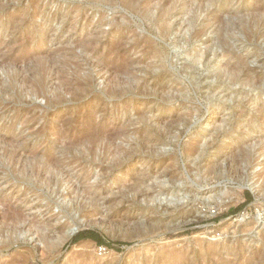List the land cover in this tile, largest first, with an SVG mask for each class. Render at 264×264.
<instances>
[{"label":"rangeland","instance_id":"rangeland-1","mask_svg":"<svg viewBox=\"0 0 264 264\" xmlns=\"http://www.w3.org/2000/svg\"><path fill=\"white\" fill-rule=\"evenodd\" d=\"M0 64V264H264V0H0Z\"/></svg>","mask_w":264,"mask_h":264},{"label":"bare ground","instance_id":"bare-ground-1","mask_svg":"<svg viewBox=\"0 0 264 264\" xmlns=\"http://www.w3.org/2000/svg\"><path fill=\"white\" fill-rule=\"evenodd\" d=\"M96 1H99V0H96ZM108 2V1H107ZM97 3V2H96ZM102 3V2H101ZM129 4V3H128ZM127 4V5H128ZM137 8V7H136ZM135 8V9H136ZM256 8V7H255ZM37 9L38 8H34L33 9V11L31 12V13H33L34 14V12H36L37 11ZM16 11V10H15ZM25 20V19H24ZM24 20H21V22H23ZM28 21V20H27ZM26 22V21H25ZM23 24V23H22ZM13 28H15V27H13ZM165 29V28H164ZM20 30V29H19ZM165 31V30H164ZM99 35H100V33H99ZM93 44V43H92ZM6 57H2V62H4V61H6ZM42 61V60H41ZM231 61V60H230ZM243 61V60H242ZM26 63V62H25ZM242 63V62H241ZM246 63V62H245ZM244 63V64H245ZM13 64V63H12ZM226 64V66L229 68V70H230V76H229V78L231 79V81H235V80H239V79H241L242 81L244 80V81H246L248 84H250V85H253V86H256V81H257V77L255 76V75H252V74H250L249 73V68H247L245 71H243V70H238V68H239V62L238 63H231V62H227V63H225ZM244 64H243V67H244ZM1 65V64H0ZM3 66V65H2ZM5 66V65H4ZM14 66H15V63H14ZM18 66V65H17ZM242 66V65H241ZM225 67V66H224ZM5 69V68H4ZM55 71H56V69H55ZM56 76V75H55ZM228 78V79H229ZM1 81V80H0ZM21 83V82H20ZM2 85V84H1ZM27 85V84H26ZM111 85V84H110ZM121 85V84H120ZM122 87H123V85H121ZM128 86H130V85H128ZM136 87V86H135ZM134 87V88H135ZM126 88H127V86H126ZM140 88V87H139ZM29 89V88H28ZM122 89V88H121ZM117 90V89H116ZM115 90V91H116ZM2 91V90H1ZM114 91V92H115ZM138 91V90H137ZM134 92V91H133ZM30 93H32V92H30ZM64 93V92H63ZM102 93V92H101ZM107 93V92H106ZM122 93V92H121ZM33 94V93H32ZM16 98V97H15ZM75 98V97H74ZM14 103H16V102H14ZM260 112H263L262 110H259ZM215 126V125H214ZM85 136V135H84ZM2 140H4V137H1V139H0V143H2L1 141ZM8 140V139H7ZM10 141V140H9ZM14 142V141H13ZM4 148V151L5 150H7V147H3ZM25 149H26V147H24V146H14V147H12L11 149H9L8 151H9V153L7 154L8 155V158L6 159L7 161H8V163H10L14 168L13 169H16V166H19V160H18V157H17V155H19V153H25ZM30 150V149H29ZM28 151V150H27ZM30 152V151H29ZM32 154V156H34L33 155V153H31ZM119 154V153H118ZM4 155H6V154H4ZM31 156V155H30ZM32 156H31V159H32ZM36 156V155H35ZM99 156H101V155H99ZM112 156V155H111ZM20 157V156H19ZM27 157H29V156H27ZM37 159H38V157H37ZM102 159V158H101ZM100 159V160H101ZM107 159V158H106ZM5 160V161H6ZM30 160V159H29ZM36 160V159H35ZM54 160V159H53ZM55 161V160H54ZM22 162V161H21ZM48 162H52V161H48ZM48 162H45L46 164H48ZM42 163V162H41ZM23 164V163H22ZM50 164H53V163H50ZM25 165V164H24ZM35 166H37V168H38V164H37V162H35V164H34ZM34 165L32 166V169L34 168ZM21 166V165H20ZM25 166H27V165H25ZM42 166V165H41ZM54 166H55V164H54ZM40 167V166H39ZM36 168V169H37ZM55 168V167H54ZM59 168V167H58ZM207 168H209V167H207ZM56 169V168H55ZM26 170V169H25ZM33 170H35V169H33ZM59 170V169H58ZM16 171H18V173L20 174V175H22V176H24L25 175V172H24V170L23 169H19L18 168V170H16ZM26 171H28V170H26ZM61 171V170H60ZM33 173H34V171H32ZM33 173H29V174H33ZM62 173H64V172H62ZM66 174V173H65ZM28 174H26V176H27ZM29 176V175H28ZM49 175H47V177H48ZM135 176V175H134ZM142 176V175H141ZM259 176V175H258ZM32 177H34V176H32ZM49 177H51V176H49ZM41 178V177H40ZM136 178V177H135ZM33 179H35V178H33ZM143 179V178H142ZM134 180V179H133ZM42 181H43V179H42ZM136 181V180H135ZM15 182H16V180H15ZM33 182H34V180H33ZM44 182H47V180H44ZM66 182H67V180H66ZM138 182H140V180H138ZM53 185H54V183H53ZM252 186V185H251ZM125 188V187H124ZM246 188V187H245ZM254 188V186H252L250 189L251 190H254L253 189ZM77 190V189H76ZM85 191V190H84ZM89 191H90V189H89ZM91 192V191H90ZM122 193H123V191H122ZM59 194V193H58ZM148 195V194H147ZM68 197V199H65L66 200V204H61L60 205V207H61V210H62V212H64V213H66L67 215H70L71 214V212H74V213H77L78 215H79V219H80V221H83V222H89L86 218H84V216H82V215H80L81 213V211L82 210H80L81 209V207L82 206H84V205H82V203H84V201L86 202L88 199H91L92 201L93 200H95V199H101L103 202H106V203H108L109 201H110V199L109 198H107L106 196H104V195H100V196H98V195H91L89 192H84V194L83 195H81V194H79L77 197H69V195H67ZM151 198V197H150ZM4 200V199H3ZM0 201H1V199H0ZM64 201V200H63ZM3 202V201H2ZM5 202V201H4ZM99 202V201H98ZM5 210H3L2 212V215H3V218H2V216H1V218L3 219V221H2V223H5V226L4 227H2V225L0 226V249H2L3 247H6L5 246V244L6 243H11L13 240L15 241V240H17L18 239V236H20V235H22V234H26L27 232H31V227L30 228H25V227H23V226H26V225H23V224H19V222H23V221H21V220H23L22 218H21V214H19V212H17V210H15V209H13L12 208V206H10L9 204L8 205H6L5 207ZM53 218H55V220H57L58 219V215H54L53 216ZM1 219V220H2ZM33 224V223H32ZM70 224V223H69ZM30 225V224H29ZM49 224H44V225H39L38 226V224H37V226L38 227H40L41 226V230H44V231H48L47 229V226H48ZM34 226V225H33ZM36 227V226H35ZM75 231V228H70V230L69 231H67V232H59V236H57V238H56V241L55 242H48V240L46 239V234H45V236H44V241L43 242H45V247L46 248H49V249H51V250H56L57 248H58V246H60L64 241H66L69 237H71L72 236V233ZM53 233V232H52ZM48 235V234H47ZM4 236H6V237H4ZM3 237V238H2ZM6 238H7V241H6ZM50 238V237H49ZM50 243V244H49ZM8 246V245H7ZM210 246V245H209ZM208 246V247H209ZM211 246H213V247H215V245H211ZM210 246V247H211ZM217 246V245H216ZM226 248V247H225ZM52 252V251H51ZM89 258V257H88ZM22 264V263H21Z\"/></svg>","mask_w":264,"mask_h":264},{"label":"trees","instance_id":"trees-1","mask_svg":"<svg viewBox=\"0 0 264 264\" xmlns=\"http://www.w3.org/2000/svg\"><path fill=\"white\" fill-rule=\"evenodd\" d=\"M82 238L93 239L98 244H103L104 243V240L101 239L94 230H84V231L78 233V235L75 236L74 241H77V240L82 239Z\"/></svg>","mask_w":264,"mask_h":264},{"label":"water","instance_id":"water-1","mask_svg":"<svg viewBox=\"0 0 264 264\" xmlns=\"http://www.w3.org/2000/svg\"><path fill=\"white\" fill-rule=\"evenodd\" d=\"M76 232H78L77 230H75L73 233H72V236L76 233Z\"/></svg>","mask_w":264,"mask_h":264}]
</instances>
